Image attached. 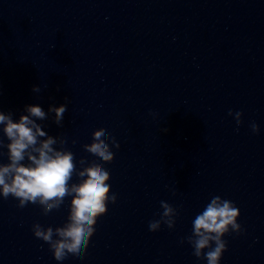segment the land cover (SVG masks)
Masks as SVG:
<instances>
[{
    "label": "water",
    "instance_id": "1",
    "mask_svg": "<svg viewBox=\"0 0 264 264\" xmlns=\"http://www.w3.org/2000/svg\"><path fill=\"white\" fill-rule=\"evenodd\" d=\"M63 104L62 127L54 114L36 123L77 170L108 171L116 203L83 255L58 262L32 225L62 227L72 197L47 215L0 198V264H207L186 238L213 196L241 226L219 264H264V0H0V112L16 122L25 106ZM100 128L120 145L110 164L82 147ZM161 201L174 227L150 232Z\"/></svg>",
    "mask_w": 264,
    "mask_h": 264
},
{
    "label": "clouds",
    "instance_id": "2",
    "mask_svg": "<svg viewBox=\"0 0 264 264\" xmlns=\"http://www.w3.org/2000/svg\"><path fill=\"white\" fill-rule=\"evenodd\" d=\"M32 91L39 93L41 89L33 87ZM66 110V104L49 106L48 113L39 106H25L23 111L26 114L16 122H13L12 113L0 112V132L9 141L5 145L0 140V148L7 149L8 161L0 164V198L11 196L19 201L17 207L20 208L26 204H38L47 215L58 209L65 197H72L67 222L62 227L53 229L32 225L34 237L49 245L53 258L58 262L68 255H83L82 250L87 248L94 235L97 220L105 215L107 204H115L117 199L115 194L110 195L108 171L96 161L84 159L78 161L80 170H77L73 153L64 148L66 141L49 136L42 130L43 125L36 123L48 119V114H54L53 123L62 127ZM228 115H234L238 128L242 113L233 114L230 110ZM250 128L253 134L259 131L254 122ZM91 140L90 144L82 146L83 150L110 164L114 158L111 148L119 150L120 145L103 128L94 131ZM74 173L79 182L69 185ZM160 207L163 210L160 219L149 222L150 232L158 231L161 224L170 230L174 227L176 210L164 201L160 202ZM238 217L239 209L230 200L213 196L203 211L196 215L192 234L186 238L193 249L192 254L197 259L203 258L207 264H219L227 250L222 238L229 234V230L237 235L241 233Z\"/></svg>",
    "mask_w": 264,
    "mask_h": 264
}]
</instances>
